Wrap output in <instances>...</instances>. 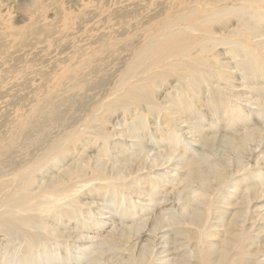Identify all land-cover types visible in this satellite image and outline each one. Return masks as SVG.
I'll return each instance as SVG.
<instances>
[{
	"label": "bare ground",
	"instance_id": "1",
	"mask_svg": "<svg viewBox=\"0 0 264 264\" xmlns=\"http://www.w3.org/2000/svg\"><path fill=\"white\" fill-rule=\"evenodd\" d=\"M39 2V0H33L31 2V5H29L30 7H28V10H30V12L39 11L42 8ZM75 2L78 10H83L85 9V7H87V1L84 2V0H75ZM186 2L189 4V10L187 11L185 10L184 12H178L181 9L177 11L176 9L174 10V7L168 8V10L167 8H165V10L161 12H154V15H152L151 13L152 16L149 17L147 22L144 21L145 25L144 22L142 23L143 29L141 27H139L138 29L141 28V31L143 30L144 35H140L143 36V39H140L142 40L141 44L134 48L133 57H131L132 53L130 54L131 60L126 63V65H124L123 62V66H125L123 67V69L119 68L121 69V71L119 70V80L117 81L118 77H116L117 83L113 88V92L115 93L114 99L109 100L108 102L103 104L102 106L104 107L99 105V107L104 109V112L105 110L108 111L107 109L113 108L116 105H124L125 107H128V109L132 107L136 109L144 108L150 113L154 114L158 109V113L160 112V118L158 120H160L161 123H166V126H163L164 129L165 127L166 129L161 134L165 136L164 138L166 140H170L171 142H174V140H176L178 143L181 139H179L178 137L180 132L178 133L174 129L175 119L171 118L175 117L178 120L189 119L190 117L187 116H190L192 112H198L197 107L199 108V105H202V103L199 101V96L197 95L203 93V83H207V81L215 82L220 78H223L225 81L226 78H228V75H226V73H223L224 71L221 70L224 65L221 66L220 62L213 60V57H210V53L211 51H213L214 47L219 44H223V46L227 44L228 47L232 45V47H230L231 52H238V54L243 55V57L251 56V60H248L245 63L246 68H243L245 70H242L244 72L250 70L252 74L255 75V77L264 76V42L261 41V39L258 37L261 33L264 32V0H170L169 6L174 4L178 8H181V5L185 4ZM167 3H165V5ZM24 7L27 6L25 5ZM134 12L136 11H133V9L125 8L122 13L123 16L121 17H124V19L127 17L128 20H131L132 18L135 19V17H133ZM136 14L137 12L134 16H137ZM139 14H141V12ZM247 14L251 15L254 20H258L257 18H261V21H253V19L251 20V18H249ZM233 16L238 18L236 26L234 24L235 27L230 30H225L224 33H220L219 31L218 33L220 34L218 35V33H216L214 30V23L217 22L221 24V26H224L226 28L228 22L232 21L231 18H234ZM136 21L139 20L136 19ZM129 26L131 27L132 24ZM125 28H128V26ZM128 31H131L130 28ZM134 31L133 33H135ZM221 31H224V29ZM9 34L11 35L12 33H8L7 35ZM135 34L138 35L137 32ZM129 35L130 34H128V36ZM133 37L135 36H132V38ZM257 37L260 39V41H254V39H256ZM132 46L133 44L131 45V47ZM247 59L248 58L246 57V60ZM240 62L242 61L240 60ZM241 64L242 63H240V65ZM54 72H57V70ZM65 73L66 70L57 73L55 79L58 81L61 76H65ZM92 73H95V71H92ZM117 73L118 72H116V74ZM131 77L136 78L131 81ZM169 77H175L181 86L179 87V92L176 91L178 92L176 95H171L170 98H167L166 96L164 97L167 98L168 102L171 101L169 112L167 110V112H164L163 110L167 108L163 109L164 106L162 105L155 107L157 103L155 104V99L153 98L154 94L157 92L156 88L159 86V84L161 85L162 83L167 81ZM128 79L130 81H128ZM100 82L101 81H98L97 83ZM206 83L204 84L206 85ZM56 86L57 83H54V85L51 86V89L55 88ZM210 93L211 94L207 97L208 101L203 103V106L204 108L209 109L212 113L219 116L221 120L226 121L225 124L227 125L223 126L225 131L222 132H230V136L228 135V133V136H223L221 134V136L223 137L217 140L218 143L216 144L214 142V137H212L213 135L207 137L206 135H204L206 132L203 134L198 131V134H201L198 139L203 140V142H200V140L199 142L202 144L201 146H204L202 147L201 151L184 155L186 152L181 153V151L177 149L179 147L175 149L177 150L176 153H178L177 158L176 156L173 157L174 159L170 165L171 167H173V169L179 168V170L184 169V171H179V173L176 174L177 176H179V178L177 179L175 177L177 179L175 185L171 187L170 192H167V195L170 196H164V194L161 199H168L171 198V194L174 195V198L176 199L175 201L177 202V210L175 212H168L169 208L166 207L168 206L167 204L159 206V204L162 203L161 201L155 202L156 204L151 202L149 206L155 207L154 214L140 221V223L135 221L136 218L131 215L132 213H128V211L130 212L131 210L133 212V209L136 208V205L133 207L130 206V208L127 207L128 209L124 210L123 212L121 211L123 213V218H117L118 220H120V223L118 224L120 228L116 229V225L111 226V228L109 227L110 229H107L106 235L100 236L101 239L99 243L96 242V244L98 243L99 245V247H97L96 249V252L97 254L103 256V259L106 263L155 264V260L161 261L162 263V260H166L165 258H168L167 264H260L257 263L256 260L259 255L264 254V242H257L252 240L248 232L250 230H247V226H245V223L246 221L248 222L250 218L249 212L251 206H249V204L252 203L253 205L258 201L257 199L264 197V187L262 186L261 188V186H256V183L254 181H248V179L246 177H242V175H237L239 176L238 178H235L237 180H234L233 178L234 182H231L232 179H230L234 176V172H239L241 170L244 176L245 174L246 176H248V174L252 172L248 173L249 171H247V169H249V167L251 168L252 164L254 167L257 164L258 166L262 165L259 163L260 160H264V157L262 158L261 155H259L260 157L257 155L259 157H257L258 160H256L252 164H249V166H247L248 163L243 164V162H241L240 160V158L250 150H248V148L246 149L247 141L249 139V141L254 139L255 136L259 134V132L258 129L254 127V129L245 128V131L242 134H234V127L236 126L234 122H236L237 120L240 121L244 117L241 106H239V104H237L235 100L233 101L234 103H232V99H230V96L221 93L215 87ZM188 94H191L189 95V98L187 97ZM161 98L163 97H160V100L162 101L163 99ZM195 101H199L198 105ZM162 102L163 104L165 103L164 101ZM168 102L166 103L168 104ZM194 102L196 105H194ZM56 103L51 102L48 97L44 99L35 98L34 104H32L27 110L28 114L26 115L30 116L31 114H37V123H32L26 115H24L26 116V118L19 116V111L15 110L17 114L13 115L14 120L11 119L10 121V123L14 122V130L12 129L13 131L8 134L7 137H0V235L2 238H0V264H32L31 262L33 260L40 258L38 257V253L40 255L41 252L40 250H38L40 246L43 244L46 245V243H48L49 241L52 244H58L55 242H62L61 244H63L65 242L67 243V240H69L70 238L73 243L78 244L79 242H82V230H78L79 228L74 227L72 231H60V226H58L59 218H76L79 211L83 212V208L90 205L89 203L82 202V200L80 199L82 197L81 194L84 195L86 191L94 189L102 191L100 192L102 194L109 193L110 195H112L123 193L122 191H124L130 184V182L128 181L129 178H133L136 175H139V173L136 172L142 169L144 170V168H152L151 166H147L148 164H146V161L144 159V154L147 153L146 150L148 149L144 150V144L142 145L141 142H138L139 144H135L136 148L131 152H128L127 150H121V159L119 157L114 159L116 163L112 161L109 163L107 161L109 163L108 164L101 158H96L95 160L93 158V160L96 161L94 162L95 165L93 163L92 165L94 166L88 165L87 161H90L91 154L87 153V161H81L79 160V158L77 159L78 161L76 160V162H74L73 160V162H69V164L67 163L68 165L66 166L65 171L63 170L59 172L57 170V174H54L53 172V176H48L42 183L39 182L35 175L37 172H39L37 170H40L52 160L54 161L57 158L60 159L67 157L70 153H72L70 152L71 148L76 147L75 143L80 140L79 136H74L78 128L76 130H67L59 134H55L54 136L48 137L49 129L53 125L63 126L65 124V119H63L64 113L58 109V104ZM153 104L155 106H153ZM130 113L129 117L131 116ZM132 113V116H134V112ZM232 115H234L236 118H231ZM102 116L104 115H99V117ZM139 118L138 116L135 118L137 120L135 122H137L138 125H135V127L131 129L129 127V133H127L126 129V134H128L129 137H139V132H144L145 128H147L148 123L145 120H142V116L141 119ZM170 119L174 120L172 124H169ZM99 122V125L97 123V125L99 126L97 128V134L93 137V142H90L91 146L93 145V143L100 142V138H104L101 136H103V124H105V119L103 120L101 118V121ZM240 124L245 127L248 126V124L244 121H242V123ZM157 125H159L158 122ZM11 126L13 127V125ZM156 127L159 129L160 126ZM178 127H180V125ZM200 128L202 129V127ZM177 129L179 130V128ZM43 132L45 133V138H39L38 135ZM81 132L85 134V131ZM118 133L120 135L122 134L121 132ZM120 135L118 136V138L120 137ZM87 136L89 137V133H87ZM105 139L107 138L105 137ZM121 139H123V137ZM165 143L167 144L166 141ZM42 144H44V146L40 147V145ZM175 144L177 143L174 142V145ZM90 145L88 147H91ZM109 145L107 147H109ZM118 145L119 143L117 144V146ZM214 145L220 146L222 148L217 155L212 154V152L209 150ZM29 147H33L36 150L38 149V152L32 156L30 155L31 153H29V151L28 153L25 152L26 154H29H25L26 156H30L29 159L26 158L25 162H23V160L14 158V153H16L17 151L21 152L22 150H25ZM90 151L92 152V150ZM207 151H209V153H207ZM172 152L173 150L157 151L155 153V158H153V162L156 161L159 156H162V159L173 156ZM25 163L29 164L23 166ZM82 163L84 164L82 165ZM231 163L235 164L236 166L233 165L234 168H230ZM152 165H155V162ZM61 166H63V164ZM85 168H87V171H85ZM171 172H173V170ZM111 178H118L119 181H109V179ZM94 181H101V184L103 185H96ZM134 181H138L137 177L134 178ZM116 184L118 185L117 187ZM169 184H171L170 181ZM119 186L120 189H118ZM229 188H232V190L228 191ZM160 191L162 192V190ZM94 193L95 192H93V195ZM234 194L236 195V197L230 200V196ZM66 197H69V200L64 201L65 199H67ZM163 202H165V200ZM261 205H264V203ZM261 205L259 206L261 207ZM79 214L81 215V213ZM253 215L254 217H256V213H253ZM66 219L65 221H67ZM258 219L264 220V215L259 216ZM147 221L148 228L150 227L149 230L151 231L161 229L164 226L168 227L169 233L167 234V239H165L168 246L166 248L164 244L165 249L162 248L163 250L159 251V253H162L165 250L167 253H163L164 255L156 257L155 255L157 253H155L156 251H154V247L156 246V244L154 243V245L150 240L142 239V236H145V232L141 231V229ZM251 222L255 223L256 220L254 219V221ZM101 223L103 225V222ZM101 228L102 227H100V229ZM165 231L166 230L163 229L164 233ZM134 236L135 240H132ZM162 240H164V238H162ZM142 241L144 243L140 245ZM130 244L131 246L128 248ZM17 245H21L19 254L16 253L17 250L16 252H14L15 250H12L13 252L11 251V249L15 248V246ZM8 247H11V249H9ZM7 248L9 249V251H7ZM55 248H57V246ZM69 248H71V245L66 244L63 252L65 253V257L64 259L62 258V263L69 260ZM16 254H18V256ZM14 255L17 256L15 260L12 259ZM86 257H90V255ZM96 261L97 260L95 258L93 263L90 262L88 264H94ZM43 262L44 261H41V264H44ZM261 264H264V262Z\"/></svg>",
	"mask_w": 264,
	"mask_h": 264
},
{
	"label": "rangeland",
	"instance_id": "2",
	"mask_svg": "<svg viewBox=\"0 0 264 264\" xmlns=\"http://www.w3.org/2000/svg\"><path fill=\"white\" fill-rule=\"evenodd\" d=\"M32 1L33 0H0V9H1L0 20L2 21V22L0 21V137H2V136L7 137V135L10 134L14 130L13 129L14 128V122L10 123V121H11V119L14 120L13 115L17 114L15 112V110L19 111L18 112V115L20 113L19 116L26 118V116H27L26 114H28L27 110L30 108V106L32 104H34L35 98L44 99V98L48 97L51 100V102H54V103L57 102L56 104H58V109L64 113L63 119H65V124L63 126L53 125L49 129L48 137L54 136L55 134H59L61 132L67 131V130H76L78 128L76 130L77 132L75 133L74 136H76V137L79 136L80 140L75 143L76 147L71 148L70 152H72V153H70L67 157H65L66 159L65 158H60V159L57 158L54 161L52 160L51 162H49L43 168H41L42 169V170L40 169L41 171L37 170V171H39V172H37L39 175L37 173L35 175H36L37 179L39 180V182L42 183V182H44V180L48 176H51V175L53 176L55 173L57 174L58 173L57 170L59 172H61L63 170L65 171L66 166L69 164V162H73V160H74V162H76V160L79 158V160H81V161H83V160L87 161V159H88L86 157L87 153L91 154L90 161H87L88 165L94 166L95 165L94 162H96L94 160L96 158H101L106 162L108 161L109 163L111 161L116 163V161H114V159L117 157H119L121 159V150H127L128 152H131L136 148L135 144L137 145L140 142L142 145L144 144L143 145L144 150L148 149V150H146L147 153L144 154L145 155L144 159L146 161V164H148L147 166L152 167L150 169L144 168L145 171L142 169V170L136 172V173H139V175H136V173H135V175H136L135 177H133V175H132L133 178L128 179L130 184L127 186V188L124 191H122L123 193L112 194V195H110L109 193L102 194V193H100L102 191H99L98 189L97 190L94 189V190L86 191L84 193V195L81 194L82 197L80 199L82 200V202L89 203L90 205L83 208V210H84L83 212L77 211L78 213H77L76 218H69V219L65 218L67 221H65V219H63L64 217L62 219L59 218L58 219V226H60L59 227L60 231H66V230L72 231L74 227L79 228L78 230H82L81 234H83V235H81V237L83 236V238H82L83 241L79 242L77 244V243H73V241H71L69 238V240H67V243L65 242L66 244H70L71 248H69V252H68V255L70 256L69 260L64 261L63 263H62V261L65 257V253H63V252H64V248H65L66 244L65 243L61 244L62 242H55L58 244H52L49 241L48 243H46V245L43 244L40 246V248L38 249L41 251L40 255L38 253V257H40V258L33 260L31 262L32 264H41V261H44L43 262L44 264H46V263L47 264H71V263H73V264H76V263L77 264H88L90 262L93 263L95 258L97 261L94 264H108L103 259V256L97 254V252H96L97 247H99L98 243L101 239L100 236L106 235L107 229H110L111 226L116 225V229L120 228V226L118 225L120 223V220H118V219L123 218L122 212L124 210L128 209L127 207L130 208V206L133 207L136 205L135 206L136 208L133 209V212L131 210L130 212L128 211V213L129 214L132 213L131 215L136 218V219L134 218L135 221L139 222V223H140V221H142L145 218L150 217L152 214H154L155 207L149 206L151 204V202L156 204L155 202L161 201L162 202L161 204L158 203L159 206L167 204L168 206H166V207L169 208L168 212H170V211L175 212L177 210V206H176L177 202L175 201L176 199L174 198L175 196L171 194V198H168L170 195H167V192L171 191V187H173V185H175L177 179L179 178V176H177L176 174L179 173V171L180 172L184 171V169L179 170V168L173 169V167H171V165H170L174 159L173 157L176 156V158H177L178 153H176L177 150H175V149L177 147H179L177 149L180 150L181 153L186 152L184 155L191 154L192 152L201 151L202 147H204V146H201L202 144L200 143L201 141L203 142V140L198 139L201 135V134H198V131L203 133V134L206 132L204 135H206L207 137H210L213 135L212 137H214V142L216 144L218 143L217 140L221 139L223 136H228L230 134V132H227L228 135L226 132H222V131H225L223 126L227 125V124H225L226 121L221 120V118L219 116L212 113L209 109L204 108V106H203V103L208 101L207 97L211 94L210 92L213 91L214 87L217 88V90L220 91L221 93L230 96V99H232L231 100L232 103H234L233 101L235 100V102L237 104H239V106H241V109L244 113L243 119H241L240 121L237 120L236 122H238V123L234 122L236 125L234 127L235 130L233 129L235 132L234 134H242L245 131V128L254 129V127H255L258 129L259 134H257L254 139L251 138L252 142L249 141L250 139L247 141L246 149L248 148V150L249 149L250 150L240 158L241 162H243V164L248 163L247 166H249V164H252L256 160H258V158L260 157L259 155H261L262 158L264 157V122H263L264 121V114H263V112H264V76L263 77L262 76H256L255 77V75H253L250 70L249 71L247 70L244 72L243 70H245V69H243V68H246L245 63H246V61L251 60V56H249V57L244 56L245 57L244 58L243 55L238 54V52H236V51H235L236 53L231 52L230 47H232V45H230L228 47L227 44L224 46H223V44H219L216 47H214L213 51H211V53H210V57H213V60L220 62L221 66L224 65L221 70L224 71L223 73H226V75H228L227 76L228 78H226L225 81L223 78H220V79L216 80L215 82L214 81H207V83L204 82V83H206V85L203 83V86H202L203 87L202 88L203 93L197 95V96H199L198 98L200 99L199 101L202 103V105L201 106L199 105V108L197 107L198 112H196V111L192 112L190 116H187V117H190L189 119H185V120L179 119L178 120L175 117L171 118V119H175L174 129L178 133L180 132L178 137H179V139L180 138L182 139V141L180 139L179 143L176 140H174V142L177 143L175 145H174L173 141L171 142L170 140H166L164 138L165 136H163V134H161L166 129V127H165V129L163 127L164 125L166 126V123H161V121L158 120L160 118V112L158 113L157 108H156L157 109L156 112L158 113V115L156 112H155V114L150 113L149 111H147L144 108H139V109L137 108L136 109V108L132 107V108L128 109V107H125L124 105H116L113 108L107 109L108 111L105 110V112H104L103 108L99 107V105L102 106L103 104H105L109 100L114 99L115 93L113 92V88H114L115 84L117 83V81L119 80V74H120L119 72L121 71V69H123V67H125V66H123V62H124V65H126V63H128L131 60L130 54L132 53L131 57H133L134 48L136 46H139L141 44V41H142L140 39H143V36H140V35H144L143 30L141 31V28L143 29L142 23L144 21L147 22L149 17L154 15V12L155 13H157L158 11L161 12V11L165 10V8H167V10H168V8L174 7V10L176 9L177 11L179 9H181L178 12H184L185 10L187 11V10H189V8H188L189 4L187 2L185 4H182L181 8H178L174 4L169 6L170 0L169 1L168 0H165V1L164 0H140V1H138V0H131V1L130 0H84V2L87 1L86 2L87 7H85V9H83V10H78L75 0H39L40 1L39 3H40L42 8L39 11L30 12V10H28V7H30L29 5H31ZM167 1H168V3H167ZM165 3H167V4L165 5ZM23 5L24 6L26 5L27 7H24ZM125 5H127V6H125ZM145 5H146V7H145ZM128 6H130V7H128ZM125 8L133 9V11L137 12V14H136L137 16H134L136 12L133 13L134 14L133 17H135V19L132 18L131 20L130 19L128 20L127 17L125 19H124V17H121V16H123L122 13H123ZM140 12H141V14H139ZM151 13H152V15H151ZM147 15H148V18H147ZM247 16H249V18H251V20L253 19V17H251V15L247 14ZM145 17H146V19H145ZM136 19L139 21H136ZM231 19H232V21L228 22V25L226 28L224 26H221V24L215 22L214 23L215 32L218 33L220 31V33H224L225 30H230L233 27H235L236 23L238 21V18L234 17ZM235 19H237V20H235ZM257 19L258 20L253 19V21H256V22L261 21V18H257ZM123 20H124V22H123ZM251 20H250V22H251ZM145 22H144V25H145ZM124 24H126V25H124ZM128 24L129 25L132 24V26L130 27ZM234 24H235V26H234ZM10 25H11V27H10ZM95 25H96V27H95ZM123 26H125V27L128 26V28H125ZM133 26H134V28H133ZM139 27H141V28L138 29ZM129 28L131 31H128ZM223 29H224V31H221ZM125 30H127L128 32ZM132 30L133 31L136 30L134 32L135 33L137 32L138 35L133 33ZM139 31H141L142 33ZM8 33H12V34L11 35L9 34L10 35L9 36V35H7ZM220 33H218V35ZM128 34H130V35L128 36ZM132 36H135V37L132 38ZM258 37L261 39V41L264 42V40H263L264 39V32L261 33L260 36H258ZM257 38L254 39V41H260V39L258 38V40H257ZM128 43H130V44H128ZM132 44H133V46L131 47ZM134 44H136V45H134ZM127 52H129V53H127ZM235 54H237V55H235ZM263 54H264V51H263ZM128 55H129V57H128ZM236 57H238V58H236ZM246 57L248 58L247 60H246ZM263 58H264V56H263ZM234 59H236V60H234ZM240 60L242 62H240ZM240 63H242V64L240 65ZM263 64H264V60H263ZM238 67L241 70H239ZM119 68H121V69H119ZM56 70H57V72H54ZM64 70H66L65 76H61L57 81L55 79L56 74L60 73L61 71H64ZM92 71H95V73H92ZM116 72H118V73L116 74ZM115 74H116V76H115ZM116 77H118L117 81H116ZM247 77H248V79H247ZM135 78L136 77H131L130 79L132 81ZM168 79H170V80H168ZM168 79H167V81H165L161 85L159 84V86L156 88L157 92L154 94V98H153V99H155V104L157 103L156 106L154 104H153V106H155V107L160 106V105L164 106L163 109L167 108L165 110L162 109L164 112H167V111L169 112V110H170L169 106H170L171 101L168 102L167 98H170L171 95L172 96L176 95L179 92V87L181 86L175 77H169ZM98 81H101V82L97 83ZM128 81H130V80L128 79ZM168 81H170V82H168ZM54 83H57V86L55 88H52L53 89L52 90L51 86H53ZM228 83H230L231 85ZM207 84H208V86H207ZM171 85H172V87H171ZM106 90H107V92H106ZM158 91H159V93H158ZM176 91H178V92H176ZM225 91H226V93H225ZM157 93L160 95H158ZM256 93H258V94H256ZM168 95H169V97H168ZM189 95H191V94L187 95L188 98L190 97ZM165 96L167 98H164ZM160 97H163L161 99H163L162 101H164V102L167 100L166 102H168V104L166 102L163 104V102L160 100ZM157 99H158V101H157ZM261 100H262V102H261ZM199 101H195L197 103V105H198ZM195 102H194V105H196ZM144 106H145V104H144ZM102 107H104V106H102ZM126 109H127V111H126ZM141 110H142V112H141ZM203 110H205V111H203ZM261 111H263V112H261ZM132 112H134V116H136L138 114L137 116H138V118L140 117L139 119H141V116H142V120H145L148 123V126H147V128H145L144 132L143 131L141 133L139 132V134H140L139 137H131V136L129 137L128 134H126V129H127V133H129L131 128L135 127V125L136 126L138 125V123L135 122V121H137L135 119L137 116L136 117L132 116L133 115ZM129 113L131 115L130 117H129ZM148 113H150V114H148ZM100 114H103L104 116L99 117ZM24 115H26V116H24ZM124 115H125V117H124ZM214 116H216V117H214ZM27 117L29 118V120L32 123H37V118H38L37 114H31L30 116H27ZM233 117H235V116L232 115L231 118H233ZM99 118H100V120H99ZM101 118L103 120L105 119V124H103V136H101V137H104L103 138L104 140L102 138H100L102 141L100 140V142L93 143V145L91 146L90 142H93V140H94L93 137L96 136V134H97V128L99 127L98 125L100 123L99 121H101ZM151 118H153V119H151ZM202 118H204V119H202ZM171 119L169 120V122H170L169 124H172L174 122V120H171ZM218 119H220V120H218ZM250 119L252 120V122ZM176 120H177V122H176ZM8 121H9V123H8ZM242 121L246 122L248 124V126H246V127L242 126L240 124V123H242ZM157 122L159 125H157ZM214 122L217 126L214 124ZM97 123H98V125H97ZM177 123H179V124H177ZM9 124L13 125V127ZM179 125H180V127H178ZM240 125H241V127H240ZM156 126H158V127L160 126L159 129ZM129 127H130V129H129ZM200 127H202V129ZM123 128H125V129H123ZM177 128H179L180 131ZM203 128L205 129V131ZM81 131H85V134H83V132H81ZM122 131H124L125 133ZM118 132H121L124 135H122V134L120 135ZM159 132H160V135H159ZM207 132H208V134H207ZM87 133H89V137L87 136ZM183 133H184V135H183ZM221 134L223 136H221ZM119 135L121 138L123 137V139H121L120 137L118 138ZM112 136H114V137H112ZM144 136H145V138H144ZM38 137L39 138H45V133L44 132L40 133L38 135ZM87 137L89 139L90 138L91 139L89 140ZM105 137L108 140L105 139ZM128 137H129V139H128ZM141 138H142V140H141ZM112 139L114 142L112 141ZM137 139H138V141H137ZM106 140L108 143L106 142ZM116 140L119 143L118 146H117L118 143ZM199 140H200V142H199ZM165 141L167 142V144L165 143ZM115 143H117V144H115ZM123 144H124V146H123ZM89 145L91 147H88ZM99 145H100V147H99ZM108 145H109V147H107ZM41 146H44V144L40 145V147ZM93 146H95V147H93ZM118 148H120V149H118ZM215 148H217V149H215ZM182 149L185 151H183ZM221 149L222 148L220 146L214 145L209 150L212 152V154L217 155L221 151ZM90 150H92L93 153ZM119 150H120V152H119ZM161 150L162 151L163 150H171V151L173 150V152H172L173 156H169V157L164 158V159H162L163 158L162 156H159L157 158V160L158 159L159 160L154 161L155 165H152V164H154L153 158H155V153L157 151H161ZM28 151H29V153H31L30 155L32 156L38 152V149L36 150L33 147H29V148H26L25 150H22L21 152L17 151L16 153H14V158L18 159V160H23V162H25L26 158L29 159V157H30V156H26V155H29V154H26V153H28ZM207 153H209V151H207ZM103 156H105V157H103ZM82 157H84V158H82ZM93 158H94V160H93ZM262 161L264 162V160L259 161V163L262 165L258 166V164H257L254 167L252 164V167L254 169L252 167L251 168L249 167V169H247V171H249L248 173L252 172L250 174L247 173L248 176H246V174L244 176V174H242L243 172H241L242 170L239 171L240 173L234 172V176L230 178V179H232L231 182H234V180H237L235 178H238L239 176L242 175V177H246L248 179V181H251V180L254 181L256 183V186H259V187L261 186V188H262V186L264 187V181H263L264 180V164ZM92 163L94 165H92ZM28 164L29 163H25L23 166H26ZM60 164L61 165L63 164V166H61ZM83 164L84 163H82V165ZM233 165H235V164L231 163L230 168H234ZM54 168H55V170H54ZM48 169H50L51 171ZM148 170H150L151 172ZM172 170H173V172H171ZM85 171H87V168H85ZM247 171H245V172H247ZM53 172H54V174H53ZM145 172H148L149 174L145 173ZM235 173H237V174H235ZM158 174H160V175H158ZM237 175H239V176H237ZM40 176L42 177V179ZM136 177L138 179L137 182L134 181V178H136ZM233 178H234V180H233ZM117 179L118 178H111V179H109V181L110 180L111 181L114 180V182L119 181V179L118 180ZM256 179H258V180H256ZM169 181L171 184H169ZM94 182L96 185L101 184V181L100 182L94 181ZM101 185H103V184H101ZM117 186L118 185L116 184V187ZM118 189H120V186L118 187ZM159 189L162 190V192H164V193H162ZM226 189H227V187H226ZM231 190H232V188L231 189L229 188L228 191H231ZM93 192H95L94 195H93ZM161 193H162V195H161ZM127 194H128V196H127ZM221 194H223V193H221ZM163 195L168 196L167 197L168 199L162 200L161 198L163 197ZM234 197H236L235 194L231 195L230 200ZM66 198L67 199H65L64 201L69 200V197H66ZM263 199H264V197L257 199L258 200L256 202L257 204L256 203L253 205H252V203L249 204V206H251L252 209L250 208V212H249L250 218H249V220L247 219L248 222L246 221V223H245V226H247V230H250L248 232H249L251 239L254 241H257V242H260V241L264 242V239H263L264 238V231H260V230H264V220L258 219L259 216L264 215V205H261L264 203ZM42 200H44V199H42ZM164 200H165V202H163ZM131 201L134 203V205ZM91 204H92V206H91ZM147 204H148V206H147ZM259 205H261L262 208ZM143 207H144V209H143ZM108 208H109V210H108ZM74 209H76V208H74ZM117 209H118V211H117ZM255 210H257V211H255ZM258 210H259V212H258ZM135 211L136 212L138 211V212L136 213ZM79 213H81V215ZM253 213L254 214L256 213V215H255L256 217H254ZM120 215H121V217H120ZM227 216H229V215H227ZM254 219L256 220V222L255 223L251 222V221H254ZM101 222H103V225ZM100 227H102V228L100 229ZM142 227L143 228L141 229V231L145 232V236H142V239L150 240L153 244L154 243L156 244V246L154 247V251H156L155 253H157V254L155 256L158 257L160 255H164L165 253H167L165 250L162 253H159V251L163 250L162 248L165 249V246H166V248L168 246V244L165 241V239H167V237H168L167 234L169 233L168 227L164 226L161 229H156L155 231H151V230H149L150 227L148 228V221ZM163 229L166 230L167 232L165 231V233H164ZM153 232H154V236H153ZM84 235H86V236H84ZM85 237H86V239H85ZM0 238H1V235H0ZM87 238H88V241H87ZM162 238H164V240H162ZM91 239H93L94 241ZM132 240H135V236L133 237ZM96 242H98V243L96 244ZM143 243L144 242L142 241L140 243V245ZM164 244H165V246H164ZM49 245H51V246H49ZM55 245L57 246V248H55L56 247ZM130 246H131V244L128 246V248ZM8 248L11 249V247H8ZM8 248H7V251H9ZM50 248L52 249V251ZM157 248L160 250H158ZM12 250L13 251L15 250L14 252H16V250H17L16 253L19 254V252L21 250V245L15 246V248H12L11 251ZM61 250H62V252H61ZM11 251H10V253H11ZM50 252H53V253H50ZM43 253H45V254H43ZM18 254H16V255L18 256ZM60 254H62V255H60ZM16 255H14V257L12 259L15 260L17 258ZM89 255H90V257H86ZM54 256H56V257H54ZM116 256H120V255H116ZM75 258H77V259H75ZM165 259L166 260H162V263H161V261H157V260H155L154 263L155 264H167L168 258H165ZM256 261H257V263H260V264L263 263L264 262V254L259 255L257 257ZM260 261H262V262H260Z\"/></svg>",
	"mask_w": 264,
	"mask_h": 264
}]
</instances>
